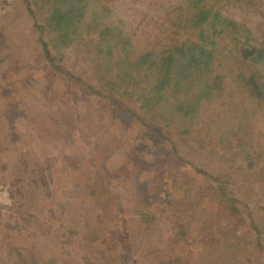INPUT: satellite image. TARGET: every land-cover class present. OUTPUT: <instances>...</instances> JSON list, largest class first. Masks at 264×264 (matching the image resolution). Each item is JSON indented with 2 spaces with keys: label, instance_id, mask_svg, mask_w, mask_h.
<instances>
[{
  "label": "rangeland",
  "instance_id": "374dc122",
  "mask_svg": "<svg viewBox=\"0 0 264 264\" xmlns=\"http://www.w3.org/2000/svg\"><path fill=\"white\" fill-rule=\"evenodd\" d=\"M27 1L0 0V264H264V97L238 76L264 64L220 38L225 91L152 113L98 81L87 29L53 59ZM187 1L98 3L139 55L196 37ZM210 3L264 46V0Z\"/></svg>",
  "mask_w": 264,
  "mask_h": 264
},
{
  "label": "trees",
  "instance_id": "16d2710c",
  "mask_svg": "<svg viewBox=\"0 0 264 264\" xmlns=\"http://www.w3.org/2000/svg\"><path fill=\"white\" fill-rule=\"evenodd\" d=\"M39 1L42 5L40 8L47 12L45 27L51 35V48L56 52L53 59L57 57L60 60L64 50L73 44V38L80 40L78 35L87 29L91 36L96 37L93 61L100 69L98 81L111 91L118 92L128 82L132 91L125 88L124 92L130 93L131 98L137 92L136 99L141 107L152 113L170 105L184 117H196L205 100L216 98L225 91L224 84L231 73L219 70L220 38H232L236 48L243 52L244 59L254 65L264 64V46L253 45L252 29L225 16L210 0L187 1L188 27L196 33L194 39H184L161 53L145 52L139 55L135 52L129 32L121 22L111 18L110 8L99 5V0ZM27 2L30 9L29 0ZM45 49L51 56L48 45ZM251 71H241L238 76H241L249 94L261 100L264 97V83L257 69ZM66 74L69 79H74L70 72ZM142 74L144 78H140Z\"/></svg>",
  "mask_w": 264,
  "mask_h": 264
}]
</instances>
